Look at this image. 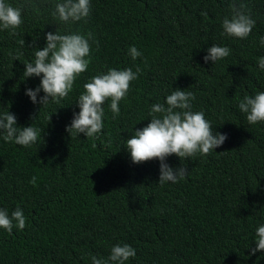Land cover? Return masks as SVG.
Wrapping results in <instances>:
<instances>
[{"label":"trees","instance_id":"obj_1","mask_svg":"<svg viewBox=\"0 0 264 264\" xmlns=\"http://www.w3.org/2000/svg\"><path fill=\"white\" fill-rule=\"evenodd\" d=\"M6 2L21 8L22 24L15 35L0 30V113L41 135L24 147L0 134V208L11 215L19 207L26 217L23 230L0 228V264H92L91 255L107 259L117 243L136 250L125 264H264V250L250 254L264 224V122L250 125L238 109L245 94L264 91V0H237L256 21L246 39L223 33L233 0H90L87 20L69 23L53 16L60 0ZM56 30L91 32L98 46L90 41L88 69L67 97L33 104L25 90L41 78L25 79L24 63L34 62L45 34ZM213 43L230 55L205 63ZM130 46L143 55L133 61ZM136 66L142 71L119 116L105 101L99 139L66 131L84 83L109 68ZM176 88L193 92L192 110L228 138L204 156H169L170 166H186L188 174L161 185L159 160L135 164L124 145Z\"/></svg>","mask_w":264,"mask_h":264},{"label":"clouds","instance_id":"obj_2","mask_svg":"<svg viewBox=\"0 0 264 264\" xmlns=\"http://www.w3.org/2000/svg\"><path fill=\"white\" fill-rule=\"evenodd\" d=\"M230 15L222 19L223 33L229 37L246 39L256 21L251 17L247 5L233 0L230 4ZM91 14L90 0H60L56 3L53 16L58 20L69 23L87 20ZM207 15V13H202ZM22 24V10L14 7L6 0H0V30H10L15 35V29ZM90 41H94L91 32L86 34L70 32L60 34L47 32L45 46L35 51L34 62L24 63L23 76L40 77V84L35 88H26L25 94L30 97L33 104L47 105L49 99L56 100L68 96L72 91L76 78L88 69L90 63ZM35 38L33 40V44ZM97 43L98 41H94ZM21 45L25 40L19 41ZM259 43L264 46V36ZM203 57L205 63L213 64L230 55V48L213 43L206 50ZM128 55L133 61L143 54L135 46H130ZM146 63V60H145ZM258 66L264 70V56L258 58ZM142 69L109 68L106 73L92 76L84 83V91L76 100L79 112H73L71 123L66 126L70 135L81 134L87 138L99 139L104 122V103L111 101L110 109L113 118L119 116V102L127 97L130 82L136 80ZM42 74V75H41ZM43 91L44 95L38 94ZM195 95L191 91L176 88L166 96V103L153 104L149 110L150 122L136 128L134 134L126 139L124 145L130 153L131 161L135 164L150 160H159V180L163 185L167 182L176 183L188 174L186 166L173 168L167 163L169 156L175 155L180 160L190 159L197 154L204 156L223 145L227 134L213 130L210 121L205 119L203 111H193L192 101ZM63 107V106H62ZM238 109L246 115L250 125L264 122V91L254 95L245 94L239 100ZM36 116V115H35ZM32 117V120L34 117ZM49 122L51 115L48 117ZM0 134L5 142H15L18 145L29 147L38 141L41 130L29 126H18L15 114L9 111L0 113ZM33 186L37 185V178L30 180ZM15 222V223H14ZM23 230L26 227V217L21 208L17 207L9 215L7 209L0 208V228L12 233L13 228ZM254 248L250 254L264 250V224L256 228ZM91 255V254H89ZM136 256V250L131 245L117 243L110 249L107 259L91 255L92 264H125L129 258Z\"/></svg>","mask_w":264,"mask_h":264}]
</instances>
